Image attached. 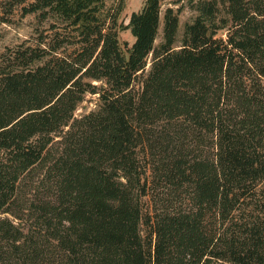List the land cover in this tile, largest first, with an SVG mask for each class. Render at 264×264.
I'll return each mask as SVG.
<instances>
[{
    "label": "trees",
    "instance_id": "16d2710c",
    "mask_svg": "<svg viewBox=\"0 0 264 264\" xmlns=\"http://www.w3.org/2000/svg\"><path fill=\"white\" fill-rule=\"evenodd\" d=\"M164 1L0 0V264H264V0Z\"/></svg>",
    "mask_w": 264,
    "mask_h": 264
},
{
    "label": "rangeland",
    "instance_id": "374dc122",
    "mask_svg": "<svg viewBox=\"0 0 264 264\" xmlns=\"http://www.w3.org/2000/svg\"><path fill=\"white\" fill-rule=\"evenodd\" d=\"M108 6H117L122 0H106ZM124 10L120 15V23L128 25L131 15L134 12H139L145 3V0H123ZM200 0H166L163 2V14L167 8H173L179 13L180 17V33L181 38L184 27L187 23L192 22L197 16L195 10L196 4ZM8 22L0 25V52L7 47H15L26 40L33 38L36 35L37 28L41 25L36 15L24 16L20 9L16 10L14 14L7 17ZM163 20V19H162ZM46 25V24H44ZM163 38V23L160 28V33L157 39V44L162 42ZM120 41L122 44L132 45L135 41L130 30H123L120 32ZM101 105L98 95H87L85 100L80 104L75 116L80 118L91 112H95Z\"/></svg>",
    "mask_w": 264,
    "mask_h": 264
}]
</instances>
